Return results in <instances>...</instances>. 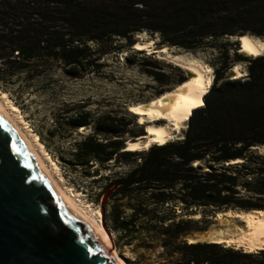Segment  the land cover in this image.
I'll return each instance as SVG.
<instances>
[{
  "label": "trees",
  "instance_id": "1",
  "mask_svg": "<svg viewBox=\"0 0 264 264\" xmlns=\"http://www.w3.org/2000/svg\"><path fill=\"white\" fill-rule=\"evenodd\" d=\"M143 32L192 52L226 40L205 104L193 111L182 138L149 150L127 149L128 136L145 135L128 114L70 108L55 115L59 136H71L66 126L93 132L59 158L87 178L101 174L95 183L108 180L101 191L109 194L107 227L121 239L142 231L159 239L167 257L162 264H264V249L189 241L203 228L183 218L198 210L264 211V55H246L239 40L264 38V0H0V90L12 85L23 94L39 85L49 92L59 72L80 78L102 67L104 55L139 56L146 51L134 46ZM238 63L247 74L233 78L228 72ZM158 70L150 72L167 76ZM186 80L181 71L179 84ZM136 124L139 129H130ZM57 132L39 135L47 142L45 136L60 138ZM121 166L128 171H115Z\"/></svg>",
  "mask_w": 264,
  "mask_h": 264
},
{
  "label": "rangeland",
  "instance_id": "2",
  "mask_svg": "<svg viewBox=\"0 0 264 264\" xmlns=\"http://www.w3.org/2000/svg\"><path fill=\"white\" fill-rule=\"evenodd\" d=\"M255 38L264 42V38ZM136 39L139 42L149 44V47L145 49L146 52L139 56H132L129 59L126 51L120 54L104 55L101 60L102 67L80 78H72L59 72L56 76L59 79V84L49 89V92H45L38 85L32 89H27L22 94L20 93L21 89L9 85L8 92L0 90V100L30 139L63 190L88 215L106 226L107 233L113 243V250L117 256L125 264H162L166 262L167 257L164 255L165 250L159 239L147 237L145 231L140 232L133 239H121L119 233L107 227L103 205L107 201L109 194L107 195V192L101 195V191L108 180L101 178V181L95 183L94 179L99 178L101 174L97 175L98 173H94L93 177L87 178L81 169H72L59 158V154L63 150L72 147L76 139L81 138L82 135L92 133V128L84 127L79 130H73L66 126L71 136L62 138L59 136L62 134L59 131L60 125H55V115L62 114L70 108L82 105L87 110L92 111L95 116L107 112L115 114L126 113L135 122L143 126L146 135L149 123L142 120L139 115L132 113L130 106L149 102L157 98L161 91L174 89L179 85L178 75L181 71L189 79L192 76V71L186 69L183 64L199 66L205 71L207 79H212L213 84L215 76L214 64L220 61V59L218 60L220 55L219 49H221L222 44L226 41L225 39H219L213 44L217 46L215 48L192 52L183 48L162 45L158 34L151 35L150 33L143 32L137 34ZM236 40V37L231 38V41ZM236 66L241 70V76L247 74L246 64L238 63ZM236 66L234 68H237ZM159 68L166 71V77L159 74H151L150 71L157 72ZM234 68H231L228 72L231 77L238 75L233 72ZM156 124H169L168 126L172 132L169 141L182 138L188 127V122L185 123L184 128L179 130H173L174 127L171 122L166 120L158 121ZM54 127L58 128L57 133L60 138L56 140L55 138L45 136L47 142L43 141V137L39 135V131H46V129ZM130 129L137 130L139 127L136 124L130 126ZM143 136L135 138L128 136V138H130V141H134ZM154 145L156 144L152 146ZM261 151L264 152V147L261 148ZM115 169H117L115 171L126 172L129 166L116 167ZM196 212L194 215L187 214L183 217L199 221L200 227L203 228V231H197L190 235L188 237L189 241L194 239L196 241L211 242V238L206 235L207 233H211L221 227L226 228L230 224V221L226 217L219 218V215L226 211L214 213L212 211L204 212L203 210H198ZM221 219L227 221L222 225ZM234 223L241 224L236 218L234 219ZM231 244L232 246L246 249V247H241L236 241ZM260 250L262 249L258 248L253 252Z\"/></svg>",
  "mask_w": 264,
  "mask_h": 264
},
{
  "label": "water",
  "instance_id": "3",
  "mask_svg": "<svg viewBox=\"0 0 264 264\" xmlns=\"http://www.w3.org/2000/svg\"><path fill=\"white\" fill-rule=\"evenodd\" d=\"M0 264H117L60 200L1 115Z\"/></svg>",
  "mask_w": 264,
  "mask_h": 264
},
{
  "label": "bare ground",
  "instance_id": "4",
  "mask_svg": "<svg viewBox=\"0 0 264 264\" xmlns=\"http://www.w3.org/2000/svg\"><path fill=\"white\" fill-rule=\"evenodd\" d=\"M241 51L257 57L264 54V42L246 34L241 37ZM148 43L138 42L134 48L138 50L147 49ZM165 51V49H163ZM184 67L192 71V76L185 82L179 84L174 89L165 92L157 98L130 106V111L139 115L142 120L149 123L147 134L137 140L127 143L128 150L149 149L153 144H165L171 138V128L167 124H156L161 120L171 122L173 130L185 127V123L190 119L193 111L205 104V96L212 85V79L208 80L205 71L194 64H183ZM237 67V66H236ZM233 77L242 75L241 70L234 68ZM0 115L10 126L13 132L27 145L35 161L48 183L53 187L60 200L78 217L83 225L99 241L105 251L117 264H125L113 250V243L107 233L106 226L88 215L72 198L63 190L61 185L54 178L46 163L36 151L35 147L20 128L11 114L0 100ZM145 140L143 141V139ZM226 217L230 224L228 227H221L211 233H207L211 241L218 243L237 242L241 247H246L248 251L264 248V211H233L229 210L219 215V218ZM238 219L241 224H235L234 219ZM227 220L221 219V224ZM196 241V240H191Z\"/></svg>",
  "mask_w": 264,
  "mask_h": 264
}]
</instances>
